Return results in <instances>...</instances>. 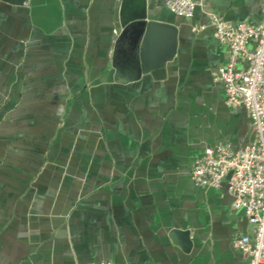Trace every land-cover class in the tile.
Listing matches in <instances>:
<instances>
[{"label": "crops", "instance_id": "crops-1", "mask_svg": "<svg viewBox=\"0 0 264 264\" xmlns=\"http://www.w3.org/2000/svg\"><path fill=\"white\" fill-rule=\"evenodd\" d=\"M206 1L261 21L264 0ZM121 6L0 0V264H249L233 241L253 225L227 181L191 177L206 148L253 140L213 76L228 48L200 9L148 0L178 48L163 78L139 73L130 43L117 48Z\"/></svg>", "mask_w": 264, "mask_h": 264}, {"label": "built area", "instance_id": "built-area-1", "mask_svg": "<svg viewBox=\"0 0 264 264\" xmlns=\"http://www.w3.org/2000/svg\"><path fill=\"white\" fill-rule=\"evenodd\" d=\"M164 3L183 17H192L200 9L220 43L228 48V61L215 69L213 76L223 84L228 104L244 108L251 117L253 140L239 149L227 144L206 148L191 177L197 185L215 189L227 181L233 208L244 210L253 225V234L236 236L233 245L248 255L249 264H264V5L261 21L253 25L225 21L209 8L206 0ZM240 59L246 63L243 69L238 67Z\"/></svg>", "mask_w": 264, "mask_h": 264}, {"label": "water", "instance_id": "water-1", "mask_svg": "<svg viewBox=\"0 0 264 264\" xmlns=\"http://www.w3.org/2000/svg\"><path fill=\"white\" fill-rule=\"evenodd\" d=\"M154 16L148 10V0H122V32L117 39V48L130 43L137 58L136 70L159 79L165 76L168 62L177 53L178 27L174 22Z\"/></svg>", "mask_w": 264, "mask_h": 264}]
</instances>
